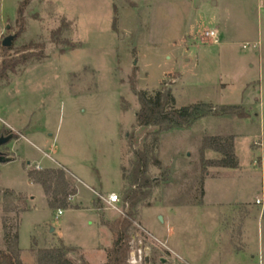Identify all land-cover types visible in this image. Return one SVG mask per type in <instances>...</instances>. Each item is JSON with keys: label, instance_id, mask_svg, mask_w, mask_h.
<instances>
[{"label": "rangeland", "instance_id": "obj_1", "mask_svg": "<svg viewBox=\"0 0 264 264\" xmlns=\"http://www.w3.org/2000/svg\"><path fill=\"white\" fill-rule=\"evenodd\" d=\"M21 1L0 0V65L31 42L44 55L31 49L40 55L0 79V132L23 129L7 144L15 153L0 148L15 156L0 162V251L5 226L14 233L19 220V263L42 264L41 250L64 247L72 264H104L113 235L101 217L129 209L124 196L147 144L153 185L136 207L129 264H263L264 0H28L18 33ZM133 85L171 89L177 107L241 105L248 116L211 113L157 133L137 124ZM211 137L232 138L237 168L213 163L223 155ZM36 163L65 169L77 188L59 216L28 175L44 169ZM3 189L25 194L29 210L5 212ZM112 192L118 209L98 196Z\"/></svg>", "mask_w": 264, "mask_h": 264}, {"label": "trees", "instance_id": "obj_2", "mask_svg": "<svg viewBox=\"0 0 264 264\" xmlns=\"http://www.w3.org/2000/svg\"><path fill=\"white\" fill-rule=\"evenodd\" d=\"M27 5L28 0H23L18 7V33L25 31L24 12ZM35 47L41 48V56L44 55V45L42 43L35 44L31 42V44L24 46L23 53L18 58H4L0 65V79H6L9 73H15L17 66L25 65L31 57L39 56L40 54H31V49ZM2 48L5 51L12 49L11 47H5L3 45ZM136 92L140 103V109L136 113L137 124L140 127H154L157 133L187 126L194 120L211 113L217 115H237L240 118H246L248 116L241 105H223L218 110L206 103H193L177 107L173 92L171 89L165 87L158 89L154 93L146 90ZM2 135H12L13 139L17 138V134L12 131L1 130L0 136ZM209 141L210 147L223 155L221 159L213 161L215 165L227 168L238 167L239 161L234 153V144L231 137L226 141L221 137H211ZM149 150V145L145 144L142 149L137 151V160L134 163V168L130 175L131 186L126 190L124 196V203L129 206V209L114 221L104 222L113 235V244L109 250L108 259L104 264H129L131 228L133 222L136 220V207L140 201L149 195L150 187L153 185V180L147 175ZM28 175L35 183L43 186L47 201L51 207L62 209L71 206L68 199L70 196L72 197L77 194V188L68 179V174L65 169L44 168L37 170L35 168H29ZM123 177L127 178L124 174ZM0 193H2L1 190ZM3 196L5 198V212H16L19 214L29 210L27 204L28 197L25 194L16 193L11 189H3ZM19 228V220L15 226L14 233L12 232V228L5 226L4 238L8 243V250L0 251V264H21L17 259L20 249ZM71 250L73 249L64 247L41 250V263L72 264L71 260L67 258V253Z\"/></svg>", "mask_w": 264, "mask_h": 264}, {"label": "water", "instance_id": "obj_3", "mask_svg": "<svg viewBox=\"0 0 264 264\" xmlns=\"http://www.w3.org/2000/svg\"><path fill=\"white\" fill-rule=\"evenodd\" d=\"M15 37H16V35H9L8 37H6L2 41V45L5 47H11ZM12 139H13L12 135L0 136V148L4 145H7ZM14 159H15L14 156H7V155L3 154L0 150V162L6 163V162L12 161ZM160 219L163 220L161 216H160ZM145 261H146V264H149V261H150L149 257H146ZM162 261L165 262V259H163Z\"/></svg>", "mask_w": 264, "mask_h": 264}, {"label": "built area", "instance_id": "obj_4", "mask_svg": "<svg viewBox=\"0 0 264 264\" xmlns=\"http://www.w3.org/2000/svg\"><path fill=\"white\" fill-rule=\"evenodd\" d=\"M206 36L212 38L215 42H218V34L216 33L215 30H209L206 32ZM98 196L108 204V206L114 208V209H118L117 207V203L121 200L120 199V196L115 193V192H112L110 194H108L107 196L105 195H102V194H98ZM260 203V201H259ZM62 209H58V214L57 216L61 215L62 214Z\"/></svg>", "mask_w": 264, "mask_h": 264}, {"label": "crops", "instance_id": "obj_5", "mask_svg": "<svg viewBox=\"0 0 264 264\" xmlns=\"http://www.w3.org/2000/svg\"><path fill=\"white\" fill-rule=\"evenodd\" d=\"M5 127V129H9V130H12V131H14L17 135H18V137L17 138H19V137H22L23 136V129L22 128H20V127H17V126H15V125H12V124H6V125H4ZM8 146V145H7ZM14 153H15V150L11 147V146H8ZM15 157V156H14ZM2 163V162H1ZM37 164V166H39V167H41V168H46V167H43L42 165H40L39 163H36ZM35 164V165H36ZM29 167H31V162H29ZM51 168V167H50ZM78 180H79V178H78ZM80 181V180H79ZM82 182V181H81ZM90 188V187H89ZM92 190H93V192L95 193L96 192V190L95 189H93V188H91ZM77 194H78V192H77ZM77 194H75V195H73V199L77 196ZM94 204H95V206H96V200L94 201ZM259 204H261V203H259ZM82 205H80V204H76V207H81ZM97 207V206H96ZM107 208H112V207H110V206H108ZM97 209H99L100 210V208L99 207H97ZM114 209V208H113ZM118 217H120V216H118ZM118 217H116L115 219H117ZM114 219V220H115ZM114 220H109V219H106L104 216H103V218L101 217V221H100V223H101V225L103 226V227H105L106 229H107V226L103 223V221H114ZM264 264V263H263Z\"/></svg>", "mask_w": 264, "mask_h": 264}, {"label": "flooded vegetation", "instance_id": "obj_6", "mask_svg": "<svg viewBox=\"0 0 264 264\" xmlns=\"http://www.w3.org/2000/svg\"><path fill=\"white\" fill-rule=\"evenodd\" d=\"M146 262V261H145Z\"/></svg>", "mask_w": 264, "mask_h": 264}]
</instances>
